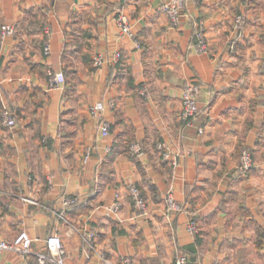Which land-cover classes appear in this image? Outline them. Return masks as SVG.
<instances>
[{
	"label": "crops",
	"instance_id": "crops-1",
	"mask_svg": "<svg viewBox=\"0 0 264 264\" xmlns=\"http://www.w3.org/2000/svg\"><path fill=\"white\" fill-rule=\"evenodd\" d=\"M162 3L178 5L176 24ZM119 14L134 39L120 33ZM199 20L204 52L192 38ZM99 52L105 61L95 67ZM48 70L63 72L61 88H48ZM188 83L199 91L185 123ZM96 102L107 137L89 112ZM243 150L253 160L246 171ZM130 183L143 195L142 213ZM66 196L77 209L68 211ZM21 230L37 240L32 253H4L0 264H38L50 234L64 244V264H172L192 245L190 264H264V0H0V240Z\"/></svg>",
	"mask_w": 264,
	"mask_h": 264
},
{
	"label": "built area",
	"instance_id": "built-area-1",
	"mask_svg": "<svg viewBox=\"0 0 264 264\" xmlns=\"http://www.w3.org/2000/svg\"><path fill=\"white\" fill-rule=\"evenodd\" d=\"M197 2L201 0H195ZM162 11L168 15L171 22L176 24L178 21V13H179V7L176 3H167L162 5L161 7ZM240 16L236 17V22H240ZM117 25L120 29V32L124 35H127L128 37H133V32L131 25L129 23V20L126 15L120 14L116 18ZM12 27L10 26H3L1 28V33L4 35L6 33L12 32ZM194 40H195V46L198 51L204 52L207 50V41L204 34V24L202 21H198L196 23L195 31H194ZM236 43V40H231L230 48L233 49L234 45ZM46 50L48 48L47 41H45ZM119 54L116 53L115 55V61L117 62L119 60ZM104 62V59H101V57L95 58L94 65H101ZM47 77H48V88L49 89H57L61 88L65 83V76L61 71H54V70H48L47 71ZM199 91V86L194 83H188L184 86L182 90L181 95V110H180V118L185 123H190L197 112V102L196 97ZM93 111L96 113H99L98 118L99 121V131L103 136L109 135L110 132V125L109 123L104 120L101 116V107L97 104L95 107H93ZM1 116L3 118V121L8 126H14L15 120L11 117L10 111L5 107L1 111ZM157 148L160 150L161 155L169 160L173 165L176 164V157L171 154L170 150L165 147L162 144H159ZM131 152L136 153L138 151V146L132 145L131 146ZM89 158V153H86L85 155V161ZM253 164V160L251 157V154L248 150H243L239 157V167L242 171L248 170ZM131 187V188H130ZM129 195L131 196L134 206L138 210H144L146 203L143 198V195L139 188L133 184L129 185ZM165 200L167 201V208L168 209H174L175 208V201L171 195L170 191H167ZM76 203V199L70 197L63 198V205L69 207ZM113 210L114 212L118 209L119 203L118 201H115L113 204ZM188 231L191 234H195L196 230L192 224L188 225ZM37 241L36 239L30 237L26 232L19 233L14 239L11 240H0V256L6 252H14L20 255L21 257H28L32 252V245L33 243ZM44 244L47 247V253L45 254H37L36 260L38 264H64V259L66 257L64 244L61 240V238L57 234H50L44 239ZM175 261L178 262V264H187V260L185 257H178ZM129 261L127 259L123 260V264H128Z\"/></svg>",
	"mask_w": 264,
	"mask_h": 264
},
{
	"label": "rangeland",
	"instance_id": "rangeland-1",
	"mask_svg": "<svg viewBox=\"0 0 264 264\" xmlns=\"http://www.w3.org/2000/svg\"><path fill=\"white\" fill-rule=\"evenodd\" d=\"M202 1V0H201ZM201 1H199V2H201ZM197 2V1H196ZM164 4H167V3H162L161 5H160V10L162 11V9H161V7H162V5H164ZM163 12V11H162ZM120 15V14H119ZM118 15V16H119ZM117 16V17H118ZM199 21H201V20H199ZM198 22V21H197ZM196 22V23H197ZM204 24V23H203ZM195 27H196V25H195ZM132 28V27H131ZM195 31V30H194ZM133 32V31H132ZM121 33V32H120ZM123 34V33H122ZM204 34H205V30H204ZM129 38H131V37H129ZM193 41H194V46H195V40H194V33H193ZM206 38V37H205ZM132 39H134V34H133V37H132ZM236 40V39H235ZM207 41V40H206ZM230 43H231V41H230ZM230 43H228L229 44V46H230ZM234 47H235V45H234ZM195 48H196V46H195ZM197 49V48H196ZM207 49H208V43H207ZM231 49V48H230ZM231 50H234V48L233 49H231ZM116 53H118L119 54V57L121 58V53L119 52V51H116L113 55H112V59H113V61H115V55H116ZM97 57H101V59H104V61H105V56H104V54L103 53H96V54H94L93 55V58H92V64L94 65V62H95V58H97ZM120 58H119V60H120ZM118 60V61H119ZM117 61V62H118ZM104 63V62H103ZM102 63V64H103ZM101 64V65H102ZM100 65V66H101ZM95 67H100L99 65H94ZM187 85V84H186ZM182 95V94H181ZM99 105L100 107H101V116H102V118L104 119V120H106V118L104 117V114H103V107L101 106V103H93L91 106H90V108H89V112H90V115H91V117L97 122V127H98V131H99V121H98V118L96 117V116H98L99 115V113H96V112H94L93 111V107H95L96 105ZM180 110H181V108H180ZM179 117H180V115H179ZM180 120H181V118H180ZM99 135L101 136V137H107V136H103L101 133H100V131H99ZM132 145H136V146H138V144H136V143H132L131 145H130V148H131V146ZM163 145V144H162ZM131 150V149H130ZM139 152V146H138V151L136 152V153H133V154H137ZM86 153H89L90 154V151H86L85 153H84V155H83V161L84 162H86L85 161V155H86ZM89 157H90V155H89ZM167 160V159H166ZM171 165H173L172 163H171ZM174 166V165H173ZM131 184V183H130ZM129 184V185H130ZM129 185H128V188H127V193H128V195H129ZM134 185V184H133ZM136 186V185H135ZM131 188V187H130ZM64 198V197H63ZM63 198L61 199V202H63ZM66 198H69L70 199V197H68V196H66ZM73 198V197H72ZM129 198L131 199V201H132V203H133V205H134V202H133V200H132V198H131V196L129 195ZM75 199H76V202L78 201V199L75 197ZM115 201H118V203H119V207H118V209L114 212V208H113V206H112V204L115 202ZM120 205H121V197H120V195H119V193H116L115 194V197H114V201H112V203H111V205H110V207L108 208V211L110 212V213H112V214H114V213H116L118 210H119V208H120ZM68 208V207H67ZM134 208L137 210V211H139L140 213H142V212H144L145 211V209H146V206H145V209L144 210H138L135 206H134ZM193 226H194V228H195V230H196V227H195V225L194 224H192ZM187 230H188V226H187ZM21 232H26L25 230H21L19 233H21ZM189 232V231H188ZM18 233V234H19ZM27 233V232H26ZM17 234V235H18ZM28 234V233H27ZM16 235V236H17ZM29 235V234H28ZM194 235H196V233L194 234ZM15 236V237H16ZM14 237V238H15ZM13 238V239H14ZM11 240V239H10ZM7 253V252H6ZM17 254V253H16ZM3 255V254H2ZM18 255V254H17ZM20 256V255H19ZM181 256V255H180ZM180 256H175L174 257V259H173V262H172V264H178V262L177 261H175L178 257H180ZM182 257H185L186 258V260H187V263H188V259H187V257L186 256H182ZM124 259H127L128 261H129V259L128 258H123V260ZM123 260L119 263V264H123ZM129 264V263H128Z\"/></svg>",
	"mask_w": 264,
	"mask_h": 264
},
{
	"label": "trees",
	"instance_id": "trees-1",
	"mask_svg": "<svg viewBox=\"0 0 264 264\" xmlns=\"http://www.w3.org/2000/svg\"><path fill=\"white\" fill-rule=\"evenodd\" d=\"M63 73V72H62ZM66 80V79H65ZM131 145V144H130ZM129 148H130V146H129ZM131 151H130V149H129V153H130ZM78 205H79V201H77L76 203H74L73 205H71V206H69L68 208V211H70V210H73V209H77L78 208ZM200 244V235H199V233H197L196 235H195V241H194V243H193V245L194 246H198ZM192 245V246H193ZM189 247L187 250L189 251V252H187V251H184L183 249H179L178 251H177V253H176V255L175 256H186L187 257V259H188V263L187 264H190L191 263V260H192V258L195 260V247Z\"/></svg>",
	"mask_w": 264,
	"mask_h": 264
}]
</instances>
